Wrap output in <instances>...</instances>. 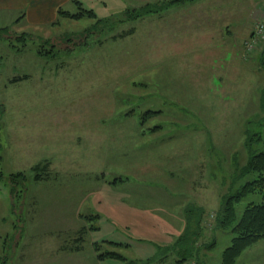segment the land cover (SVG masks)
<instances>
[{
	"label": "rangeland",
	"instance_id": "1",
	"mask_svg": "<svg viewBox=\"0 0 264 264\" xmlns=\"http://www.w3.org/2000/svg\"><path fill=\"white\" fill-rule=\"evenodd\" d=\"M77 1L103 20L90 37L86 30L96 24L94 19L71 20L57 14L51 21L37 22L32 20L31 7H0V29L7 28L0 30V163L4 173L0 180V264H136L129 261L126 249L106 242L126 236L117 229L114 232L112 223L88 220V216H98L97 209L115 215V194L122 186H135L136 180L141 186L140 179H156L154 186H158L167 170L187 178L178 171L182 160L199 166V179H204V183L199 181L203 187L199 191L216 189L222 200L252 179L244 170L252 153L264 150V65L260 73L252 74V82H239L230 98L224 96L227 87L233 89L227 83L217 95L213 82H199V95L190 93L194 101L181 103L180 94L189 95L180 92L184 82L178 71L177 37L163 28L157 13L126 19V9L132 11L153 0ZM175 8L166 11L176 14ZM62 9L78 11L71 1ZM41 46L44 55L38 54ZM168 49L174 54H168ZM192 84L185 82L186 90L191 87L193 91ZM228 99H232L230 106L219 101ZM231 109H235L234 117L226 118L233 113ZM218 110L220 117L215 113ZM154 127L164 131L151 134ZM137 128L146 134L131 136ZM66 156L79 160L70 165L69 160L63 162ZM45 163L50 165V178L69 175L77 179L73 183L36 181L32 167ZM20 172L27 179L23 186L17 185L22 192L14 195L11 175ZM115 178L128 180L114 183ZM104 180L113 184L105 188ZM88 187L90 198L77 212L82 216H73L75 202L83 200ZM61 191L73 193L71 197L59 193L61 202L70 208L67 215L59 216L67 224L56 226L51 211ZM261 200L251 194L243 198L236 206L239 218L248 203ZM217 212L205 215L200 242L210 240L211 234L214 246H204L207 251L204 259L198 258L200 264H221L222 252L234 237L230 230H211ZM82 226L87 231L76 240ZM138 233L163 243L160 232ZM91 241L99 242L100 252L115 251L125 260H100ZM128 241L133 249L151 250L137 238ZM76 246L80 252L72 253ZM262 256L264 241L249 247L242 260L255 262Z\"/></svg>",
	"mask_w": 264,
	"mask_h": 264
},
{
	"label": "crops",
	"instance_id": "2",
	"mask_svg": "<svg viewBox=\"0 0 264 264\" xmlns=\"http://www.w3.org/2000/svg\"><path fill=\"white\" fill-rule=\"evenodd\" d=\"M69 1L74 3L76 0H0V7L28 6L31 7L29 11H32V20L47 22L57 15L58 8H63ZM131 1L140 2L139 0ZM202 6L203 12H199V7ZM204 7L208 8L205 9ZM46 8H48V12L45 11ZM170 8H175L176 14L172 10H167L168 12L165 10L157 15L162 16L163 28L178 39V71L181 72V82H184L180 92H185L189 95L180 94L181 103L194 101L190 93H193L194 96H196V93L199 95V82H213V91L217 95H219L217 92H222V89L226 86L225 83H227L228 86L233 87L229 91L230 87H227V93L224 94L225 97H229L231 92L239 86V82H252V74L254 72L260 73L261 68L263 69L264 62L260 58L262 50L257 48L255 51L247 53L246 43L250 39L256 23L264 22V0H213L212 2L210 0H194L174 4L168 9ZM226 8L227 10H225ZM220 9H223V11ZM165 12L168 14L164 15ZM167 51L168 54H174V52H170V49ZM255 60H257L258 64L255 63L253 65ZM262 75L264 76V74ZM185 82L193 83V91L191 87L186 90L185 87L187 85H185ZM196 99L198 100L199 98ZM231 100L219 101L230 106L229 102ZM232 102H238L236 96L235 98L233 97ZM230 111L233 113L230 116L225 115L226 118L234 117L235 109ZM215 113L220 117L219 110ZM216 115L213 114L214 117ZM150 131L151 134H155L157 131L163 132L164 128L154 127ZM143 134H146V132L139 128L135 129L133 133L131 132V136ZM67 160L71 161L70 165H73L79 159L73 156H66L63 162ZM181 162L183 166L178 168V171L186 173L187 178L175 177L176 173H174V170H167L164 172L167 177L158 181L161 182L158 186H154V180L156 179H140L141 183H143L141 186H137L139 181L136 180L135 186H122L121 190H119L120 192L115 194V207L118 205V211L114 213L115 215L110 211H108L109 215H107L97 209L101 221L105 220L112 223L114 232L118 230L124 234V237L126 236L124 240H121L123 237L119 235L118 240L107 239V241L113 242L110 245L130 252V260L141 263L156 257L159 248L173 246L187 229V209L191 205L200 207L205 210L206 214L214 209L219 210L221 200L216 189L211 191L210 188L206 187L205 190L199 191V189L203 188L202 186L199 187V181L201 180L200 182L204 183V179H199V166L197 167L193 163L188 166L183 160ZM76 167L81 166L77 165ZM76 179L77 177L75 176L65 175L63 178L55 176L48 180L56 183H73ZM125 180H128V178H115L114 183L120 182L124 184ZM109 183L105 180L102 182L105 188H108ZM98 188H101L100 185L93 191L95 196L99 194ZM113 189L115 190L116 188L113 187ZM59 193H62L63 196L70 195L71 197L73 192L61 191L57 192V195L54 193L56 201L53 203L51 214L55 215V219H52V222L55 221L54 225L56 226L58 223L67 224L68 220L59 218V216L67 215V209L70 208L69 204L65 206L61 202L58 197ZM90 194L88 187L85 190L83 200L75 202L77 205L74 207L76 211H73V216H82L81 213L78 214L77 212L79 208L83 207L87 196L90 198ZM203 196L206 197V200L202 199ZM99 203H102V201H99ZM64 207L66 208L65 210ZM123 215L127 217L129 215V218H121ZM139 217L142 219L139 220ZM122 219L124 220L122 221ZM71 221H73V218ZM151 230L160 232L163 243H158L160 242L159 240L144 239L138 233L151 232ZM135 238L151 247V250L149 248L144 250L142 246L133 249L128 239L135 240ZM210 239H212L211 234ZM90 243L94 244L95 242L91 241ZM211 248H213V245ZM79 250L71 252H80ZM199 250L201 259H204L203 254L207 249L199 247ZM245 251L238 257L235 264H264V256L261 257L260 261L255 262L242 260V255ZM205 255L207 256V253ZM170 257L172 258L170 259ZM178 261L179 257L177 254L171 253L165 259L164 264H181Z\"/></svg>",
	"mask_w": 264,
	"mask_h": 264
},
{
	"label": "trees",
	"instance_id": "3",
	"mask_svg": "<svg viewBox=\"0 0 264 264\" xmlns=\"http://www.w3.org/2000/svg\"><path fill=\"white\" fill-rule=\"evenodd\" d=\"M194 0H153L146 2L139 8H133V10H125V14L127 16V20H135L141 16H147L151 13L160 14L165 11L167 8L171 7L174 4L178 3H186ZM74 3L78 7V11L75 13L65 11L61 7L58 10L60 17L71 19V20H81L83 18H90L96 20V24L86 30L88 37H90L95 28L99 23H102V19H98L97 15L93 10H88L83 7V4L80 1H74ZM259 23V22H258ZM257 24V23H256ZM97 26V27H96ZM256 27V25H255ZM254 27V29H255ZM7 28H1L0 30L6 31ZM102 30V29H100ZM254 32V30H253ZM130 33V31H129ZM253 36V33L251 37ZM250 37V39H251ZM249 39V40H250ZM248 40V41H249ZM247 41V42H248ZM247 45V43H246ZM42 50L38 51V54L44 55L43 46ZM261 61L264 62V43H262V47L260 48ZM27 77V76H26ZM24 77L14 78L12 82H17L22 80ZM147 112L146 114L148 115ZM50 165L45 163L44 165H35L32 167L34 172V179L37 181L50 179L52 172L49 169ZM244 172L250 173L252 179L247 181L234 195L230 197L223 198L221 200V206L216 214L214 219L213 227L211 230H216L217 228H222L225 230H230L234 237L232 239L231 244L226 247L222 252V264H235L238 257L245 251L247 248L251 247L255 243L260 241H264V150L258 153H252L251 158ZM4 178V173L1 169L0 163V180ZM12 183L16 186L13 187L12 193L16 195V193L22 192L21 190H17V185L23 186L27 177L24 173L20 172L17 174L11 175ZM19 186V187H20ZM259 195L261 197L260 202L251 201L246 205L241 217L239 218L237 213V203H239L243 198L247 195ZM205 210L200 207L190 206L187 209V229L185 233L176 241V243L171 247H161L157 251V256L141 263H137L135 261L129 260L131 263L136 264H164L165 259L171 253H176L179 257V261L181 264L185 263L188 260H194L199 264L200 261V250L199 247H211L213 244L211 243L212 239H205L206 242L202 244L200 241L205 235L204 226L206 223L205 220ZM99 218V216H88V220L94 221V219ZM87 231L86 227L83 226L79 231V238L81 233ZM108 244H113L111 241H106ZM117 244V243H115ZM93 248L98 253L99 259H107V258H120L125 260V257L115 251H106L100 252L101 245L99 242H95ZM214 246V245H213ZM80 249L79 246L73 248V250ZM163 249V250H162ZM199 258V261H198Z\"/></svg>",
	"mask_w": 264,
	"mask_h": 264
},
{
	"label": "built area",
	"instance_id": "4",
	"mask_svg": "<svg viewBox=\"0 0 264 264\" xmlns=\"http://www.w3.org/2000/svg\"><path fill=\"white\" fill-rule=\"evenodd\" d=\"M262 43H264V22H259L256 24L253 36L247 42V53L255 51L260 45H262ZM183 264H197V262L194 260H188Z\"/></svg>",
	"mask_w": 264,
	"mask_h": 264
}]
</instances>
